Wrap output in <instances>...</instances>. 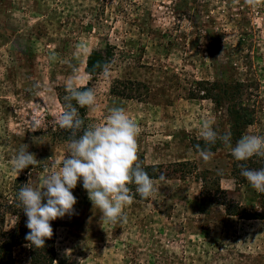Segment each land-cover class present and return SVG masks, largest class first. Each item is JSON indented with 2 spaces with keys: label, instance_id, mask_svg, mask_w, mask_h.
Listing matches in <instances>:
<instances>
[{
  "label": "rangeland",
  "instance_id": "374dc122",
  "mask_svg": "<svg viewBox=\"0 0 264 264\" xmlns=\"http://www.w3.org/2000/svg\"><path fill=\"white\" fill-rule=\"evenodd\" d=\"M0 24V195L24 172L11 171L23 144L39 162L27 171L33 187L60 165L67 144L49 138L60 94L73 66L74 83L85 86L89 54L107 47L111 76L93 84L88 117L103 123L111 107H123L140 128L142 165L167 178L115 225L100 220L78 181L75 214L51 222L53 264H264V221L228 218L219 206L205 216L195 204L215 181L232 205L257 206L258 192L236 188V161L221 142L208 162L194 151L205 121L233 131V145L244 134L264 136V0H3ZM14 222L7 216L6 230ZM13 256L30 264L26 246Z\"/></svg>",
  "mask_w": 264,
  "mask_h": 264
},
{
  "label": "clouds",
  "instance_id": "9594fccd",
  "mask_svg": "<svg viewBox=\"0 0 264 264\" xmlns=\"http://www.w3.org/2000/svg\"><path fill=\"white\" fill-rule=\"evenodd\" d=\"M244 2L247 6L256 7L259 0ZM49 59L55 60L56 57ZM96 67L101 69L100 74L105 79L110 78L109 64ZM78 72V66H73V76L65 87L64 104L56 118L58 127L71 133L67 141L68 151L60 165L53 166L55 170L44 177L40 187H33L28 181L17 194V206L27 217L26 247L44 248L45 241L54 234L51 222L75 214L77 200L72 190L78 181H82L93 208L99 210L100 220L115 225L126 221L124 209L134 202L136 196L142 201L150 198L156 191V182L163 183L167 179L161 174L154 180L142 166L138 155L140 128L123 107H111L103 123L85 125L79 109L93 108L97 95L92 88L78 87L74 83ZM85 75L91 79V73L86 72ZM200 137L204 143L194 145V151L204 162L213 158L215 154L211 147L218 141L229 149L235 161L264 158V136L244 134L233 145L231 131L220 134L205 121ZM28 148V144H23L11 160V171L16 176L39 163ZM240 175L253 190L264 194V168H242Z\"/></svg>",
  "mask_w": 264,
  "mask_h": 264
},
{
  "label": "trees",
  "instance_id": "16d2710c",
  "mask_svg": "<svg viewBox=\"0 0 264 264\" xmlns=\"http://www.w3.org/2000/svg\"><path fill=\"white\" fill-rule=\"evenodd\" d=\"M3 2V0H0ZM4 26L0 24V31ZM113 49L111 47H107L105 50H93L86 61L85 73H91L90 81L83 87H90L93 89V84L96 83L98 76L100 75L101 69L97 68L96 65L100 64H109L113 59ZM227 84V83H226ZM241 87L243 88L241 83ZM82 87V88H83ZM227 87V85H226ZM229 88V87H227ZM248 94L247 91H241V97L239 99V105L242 110H245L243 105L244 101H249L248 98H245V95ZM66 92H62L59 97V102L62 105L64 104V96ZM74 103V102H73ZM246 111V110H245ZM81 118L84 119L85 125L93 123V121L88 117V108H80L79 109ZM243 120V119H241ZM246 125H251V121L249 123H245ZM233 136V131L231 132ZM71 133L66 130H62L56 125V131L50 130L49 138L54 142H60L67 144ZM203 145V143H200ZM212 152L214 149H211ZM144 169L147 171L148 175L156 180L160 176V168L155 166H146L142 165ZM30 167L24 169L23 174L18 177L11 179L0 195V264H18L13 256V251L17 247L25 246L27 241L25 240V235L29 231L26 228V220L27 217L22 212V209L18 207L17 194L20 187L27 183V171ZM242 168L249 169H260L264 168V158L262 157H252L248 161L233 163L231 175L234 179V184L238 190H241L242 187L250 186L246 179L240 175ZM203 188L205 189L206 184L209 183L206 180H202ZM215 183V184H214ZM213 189H208V195H202V198H198L196 200L198 206V211L202 215H209L211 210L216 206L222 207L224 209V214L228 218H237L241 221H264V194L257 193L258 203L257 206H238L232 205L230 203V199L227 198V195L231 194V192L223 191L220 189L218 182H213L211 185ZM136 200H140L139 196L135 197ZM224 199L225 202H221L220 200ZM146 200H140L142 202H146ZM249 207V208H248ZM210 208V210H208ZM11 216L14 218L15 222L13 228L10 230H6L5 221L6 217ZM53 236L51 239L45 241V247L41 249H35L31 247H27L29 251L30 264H53L54 262V246H55V232L53 231Z\"/></svg>",
  "mask_w": 264,
  "mask_h": 264
}]
</instances>
